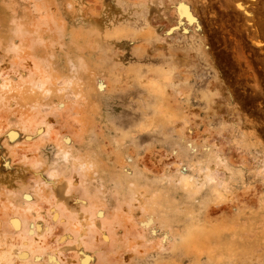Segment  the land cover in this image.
I'll use <instances>...</instances> for the list:
<instances>
[{"label":"rangeland","instance_id":"obj_1","mask_svg":"<svg viewBox=\"0 0 264 264\" xmlns=\"http://www.w3.org/2000/svg\"><path fill=\"white\" fill-rule=\"evenodd\" d=\"M238 2L0 0L2 264H264V49L249 42ZM155 76L162 95L142 82ZM38 77L47 92L28 88ZM37 111L55 136L23 126ZM135 189L155 199L150 212ZM85 205L98 229L90 244ZM192 231L208 237L211 258L186 250Z\"/></svg>","mask_w":264,"mask_h":264},{"label":"bare ground","instance_id":"obj_2","mask_svg":"<svg viewBox=\"0 0 264 264\" xmlns=\"http://www.w3.org/2000/svg\"><path fill=\"white\" fill-rule=\"evenodd\" d=\"M40 20L44 22L46 18L42 17L40 18ZM0 79H1L0 87H4V89L3 88L1 89L5 90L7 86V82L1 76H0ZM142 82L146 83L147 89L151 91L152 93L162 95L163 89L161 87L159 78L157 76L150 78V79L142 80ZM29 83H31V86H28V88L33 91H35L34 88H38L40 93L47 92L48 90V88L45 86L46 81L42 77H38L37 79H34L33 81H29ZM1 92L3 91L1 90ZM0 99H1V95H0ZM157 111H158V114H157L158 118L160 119L166 118L171 123L176 121L174 113L170 111L169 108H161V109H158ZM44 116L45 115L40 114L39 111H37V113L33 116L34 117L33 121H32V117H27L22 121L23 126H26V128H32L35 124L37 126L40 125L41 131H40L39 140H45V139H49L55 136V132L52 131L50 127L49 128L43 127L44 124H46V119L44 118ZM33 122H35V124H33ZM148 122L151 123L150 120ZM27 151H24L23 157L27 155L26 153ZM30 157L32 156H29V158ZM78 165L81 168H87L90 165V160L85 156H81L80 159L78 160ZM214 172H215V166L213 164L212 166H206L205 173L203 174V178L205 179V177H211L214 180L215 179ZM183 185L185 187H190V184L188 182H184ZM143 194L144 192L142 190L135 189L134 201L138 204L139 208L143 209V212H150L152 210L151 204H155L156 201L154 198H151L150 196L149 197L146 196L145 198H142ZM80 210L82 211V214L80 215V217L81 218L85 217L87 221V222L85 221L86 224H85L84 229L82 230L83 236L81 240L83 241L84 244H90L93 238L96 237L98 233V229H96L90 221L92 216L94 215L93 206L85 205L81 207ZM121 214H122L121 211H117L113 214H109L107 216V218L109 219L105 221L103 225H100V230H102L104 233H107L108 231L114 232L112 223L115 221H118L119 217H121ZM57 217H58V214H57ZM121 233L127 237H137L140 235V231L131 226H124ZM208 242H209L208 237L205 234H203L200 231H192L189 234V237L187 238L185 248L187 251H192L194 254H196V256H198V254L201 252H205L209 256V258H211L213 256L212 251L208 250L206 247V244ZM44 243H45L44 239L42 240L37 239L35 246L42 245ZM136 244L139 245L140 242L131 241L130 246H134ZM32 245H34V243H32ZM5 255L6 254L4 252L2 254L0 253V264L6 261Z\"/></svg>","mask_w":264,"mask_h":264},{"label":"snow or ice","instance_id":"obj_3","mask_svg":"<svg viewBox=\"0 0 264 264\" xmlns=\"http://www.w3.org/2000/svg\"><path fill=\"white\" fill-rule=\"evenodd\" d=\"M264 2V0H262ZM234 7L237 9L238 12L241 13L242 22L244 24V27L247 29L248 33H251L255 38L250 40L249 42L253 46H257L260 49H264V11H262L259 16L253 11H251V8L246 6L242 0L241 2H238L234 5ZM208 9L207 4H195V11L198 13L201 11V9ZM193 5L187 4V3H181L180 4V16L183 18L184 16H187V19L189 22H193L197 27H199V18L195 15V13L192 11ZM178 22V21H177ZM7 135H10L12 139H15L16 134L9 133ZM31 138V137H29ZM70 142L69 138H65ZM4 146L0 145V149H2ZM207 150V149H206ZM207 183L212 184L215 183V180H213L211 177H205ZM68 188L69 191L64 193L65 196H69L72 191V181L68 180ZM24 256L27 254L24 253ZM56 264H59L58 261H56Z\"/></svg>","mask_w":264,"mask_h":264}]
</instances>
